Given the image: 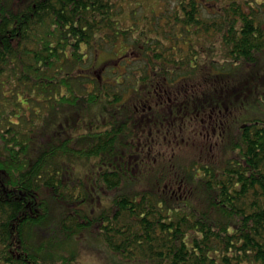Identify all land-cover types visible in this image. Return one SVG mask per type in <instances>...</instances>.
<instances>
[{
    "label": "trees",
    "instance_id": "16d2710c",
    "mask_svg": "<svg viewBox=\"0 0 264 264\" xmlns=\"http://www.w3.org/2000/svg\"><path fill=\"white\" fill-rule=\"evenodd\" d=\"M127 4L136 19L140 7V22L122 29ZM159 5L0 0V264H72L66 247L81 238L123 264H264V75L253 77L264 65V0ZM133 32L139 56L116 53L158 63L131 85L150 80L160 102L124 105L122 77L83 86L82 48ZM236 90L253 93L261 111L234 123L220 160L143 158L161 132L184 144L177 121L221 114L220 98Z\"/></svg>",
    "mask_w": 264,
    "mask_h": 264
},
{
    "label": "rangeland",
    "instance_id": "374dc122",
    "mask_svg": "<svg viewBox=\"0 0 264 264\" xmlns=\"http://www.w3.org/2000/svg\"><path fill=\"white\" fill-rule=\"evenodd\" d=\"M141 1L144 3L147 12L151 10L158 13L161 10L159 5L160 0ZM155 2L157 4H155ZM133 4L135 5V3ZM128 7L131 8L130 5L127 4L125 12L119 17V25L122 29L130 28L133 23V20L139 26V19L141 16L140 7L134 9L139 14L138 19H136L135 16H129L128 12L130 10L128 9ZM133 37L137 38V33H127L125 34V38H123L121 41L120 39H118L116 42H108L97 51L82 48V52H84L85 56V61L77 68H80L81 70H87V77L83 79L85 80L83 86L87 89V91L90 92L95 87L94 82L90 81L91 79H104L103 82L108 81L114 83L115 80L120 81L122 77L121 81L124 85L118 86V88L126 89V85L129 86L121 100L124 105L127 104L129 106L134 107L138 104H145L143 103L144 100L152 101L153 99L158 100V102L162 100V97H160V91L155 88V86L151 83L150 80H144L143 82L138 84L137 87L139 88H137L135 85H131L134 83L133 75L140 76L144 73L153 74L155 71L157 72L158 70L155 69L158 68V63L155 68H153L151 65H145L144 60L133 61L129 64L130 58L125 61V59H120L122 57H120L118 53H116L117 51H122L127 52L129 56H133V58L138 57V47L134 48L136 47V45L131 42V38ZM135 49L137 50L136 53H134ZM142 55L143 53H141L140 56ZM76 73H80V70L77 69ZM240 73L244 74L241 71ZM127 75L129 76V78L125 79V76ZM263 75L264 65H260L258 69L253 70V77L257 78L262 77ZM238 83H241V81ZM149 84L150 87H152V90H150L151 93H149L146 89ZM195 87H197V89H194V91H196V94L198 95L202 94L201 90H204V92L207 90V86L205 84H203L202 86L196 85ZM261 90L264 91V84L261 87ZM209 91L211 94L214 93V90L212 88H209ZM244 100L245 103L244 105H242L241 102ZM220 101H223V104L220 102L218 103V106L222 112L221 114L216 113L214 116L209 115L208 111L206 110H193L191 112H187L185 116L183 115L182 118H180L182 119L184 124H180L177 121V124H175L172 129H175L176 131L179 129V127L182 129L180 132H178L184 136V144H181L179 147H176V143L179 138L175 139L173 135H166V133L163 134L164 132H161L159 140L156 138L155 141L150 140L147 143V146H149L150 148L148 151L150 155L147 153L145 145L143 146V152L145 153L143 158L148 157L150 160L152 158H159L160 160L162 158H168L170 154H173L175 156H179L182 160H185V166H190L191 163L196 161L205 163L208 159L216 161L220 160L223 157L224 153L222 149L217 146V144L220 143L221 139H224V135L228 134L230 131H234V123L236 122V127H238L239 124L243 121V119L248 116V114L251 116V114L254 112V109L257 112L261 111L259 108H257L255 102L256 100L253 93H245L244 95H242L240 91L236 90L235 92H232L230 94H224L220 98ZM136 111L140 112V110L138 109H136ZM154 112H159V109L156 108ZM196 113H198L199 115L198 121L197 118H195ZM148 115L149 113H146V116ZM139 118L143 120L144 124H147L146 118ZM134 119L136 120L137 118ZM155 120L156 122H158L160 118H156ZM200 120L202 121V123H200ZM221 120L224 121L223 126L219 124V121ZM75 122L77 124V120ZM211 122L212 125H210ZM172 129L170 130V133L174 134V130ZM154 131L157 130L155 129ZM56 132H64V130H58L57 128L55 130V133ZM55 133L53 131L50 134ZM80 166L81 165L73 166V168L77 167L75 169H80ZM87 239L88 238H81L79 240H73L70 245L66 247V250H68L67 253L76 254V257L73 261L71 260L70 263L72 262V264H123L121 262L116 261V259H114L110 254L106 253L101 248L99 242Z\"/></svg>",
    "mask_w": 264,
    "mask_h": 264
}]
</instances>
